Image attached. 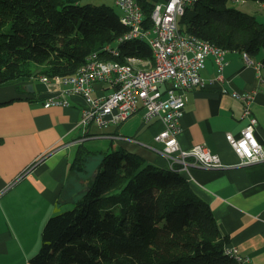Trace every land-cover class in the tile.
Returning a JSON list of instances; mask_svg holds the SVG:
<instances>
[{
    "label": "trees",
    "instance_id": "trees-1",
    "mask_svg": "<svg viewBox=\"0 0 264 264\" xmlns=\"http://www.w3.org/2000/svg\"><path fill=\"white\" fill-rule=\"evenodd\" d=\"M137 1L142 26L149 28L154 3ZM119 16L106 3L0 0V84L31 76L26 67L31 61L44 64L41 74L52 77L75 72L93 53L152 63L149 45L139 38L117 44V56L104 49L128 31ZM178 27L225 50L258 57L264 71V52L259 56L264 23L230 6L229 0H195L179 17ZM96 152L79 145L70 173H85ZM101 153L82 177L88 189L80 190L72 208L46 220L29 264H238L225 250L228 239L209 203L179 170L145 162L124 148Z\"/></svg>",
    "mask_w": 264,
    "mask_h": 264
},
{
    "label": "crops",
    "instance_id": "crops-1",
    "mask_svg": "<svg viewBox=\"0 0 264 264\" xmlns=\"http://www.w3.org/2000/svg\"><path fill=\"white\" fill-rule=\"evenodd\" d=\"M151 1L163 4L166 0ZM84 2L107 4L104 0ZM255 2L264 6V2ZM224 60L219 70L213 57H206L200 69L203 85L186 92L177 134L183 149L205 144L219 156L222 166L189 165L179 171L195 193L209 203L227 245L247 257V264H264V161L241 164L225 137L227 131L238 136L247 123L241 117L243 102L231 92L254 91L250 103L257 119L254 133L264 149V71L258 77L256 68L246 63L240 51L226 50ZM41 75L45 74L19 77L20 83L10 84L9 80L0 84V264H29L40 244L36 238L29 239V230L42 228L50 205L56 210L60 202L75 201L79 189L70 164L79 145L101 152L124 148L145 162L169 168L168 159L160 151L162 143L154 139L164 127L160 119L145 122L141 108L119 123L103 128H92L91 124L89 135L84 136L80 124L84 98L72 94L67 105L45 107L48 87ZM219 75L222 78H217ZM108 90L107 83L96 82L93 95ZM99 139L105 141L104 146L90 144ZM93 167L87 163V169ZM81 180L77 182L82 184Z\"/></svg>",
    "mask_w": 264,
    "mask_h": 264
},
{
    "label": "built area",
    "instance_id": "built-area-1",
    "mask_svg": "<svg viewBox=\"0 0 264 264\" xmlns=\"http://www.w3.org/2000/svg\"><path fill=\"white\" fill-rule=\"evenodd\" d=\"M114 2L120 9V16L128 21V30L139 29L153 38L154 47L159 49V66L147 76L131 77L127 68L100 67L99 63H90V66L85 67V73L74 79L59 81L54 85H47L45 82L48 96L44 106L67 105L70 95H81L86 103L80 117L84 136L89 135L88 126L91 124L103 128L109 123H119L143 108L142 117L145 122L158 118L164 124L154 139L162 143L160 151L168 159L169 168H186L189 165L221 167L219 156L205 144L197 143L183 149L177 140V134L186 92L203 85L200 69L204 66L206 57L211 55L221 70L225 64L224 55L216 54V46L213 44L199 42L187 32L179 30L178 19L188 6V0L154 3L150 14L152 25L149 28L142 26L143 14L137 0ZM104 49L107 52H117L115 41ZM246 63L256 68L257 62ZM96 82L107 83L108 92L100 96L93 95ZM231 93L243 102L241 117L246 118L247 123L238 136L227 131L225 137L240 157L241 164L264 161V149L254 133L257 119L250 108L254 91L233 90ZM225 250L227 253H238L234 246L226 245ZM247 261V257L242 256V264H247Z\"/></svg>",
    "mask_w": 264,
    "mask_h": 264
},
{
    "label": "bare ground",
    "instance_id": "bare-ground-1",
    "mask_svg": "<svg viewBox=\"0 0 264 264\" xmlns=\"http://www.w3.org/2000/svg\"><path fill=\"white\" fill-rule=\"evenodd\" d=\"M195 0H188V5H191ZM185 9L183 10L184 13ZM182 13V14H183ZM120 21L128 27V21L124 20L121 16H119ZM188 35L195 37L196 40L199 42H209L208 40L202 39L194 34L188 33ZM132 38H139L141 40H144L150 47L151 53L153 56V61L151 63L150 60L145 58H140L136 56H128L126 58L125 62H120L113 59H103L99 56H97L95 53L89 55L86 59V61L73 73L66 74V75H57V76H49V75H41L40 79L47 83V85H54V83L59 81H64L68 79H74L75 77H78L81 74L85 73V67L90 66V63H99L100 67H108V66H115L116 68H127V72L130 74L131 77H141V76H147L151 74V72L155 71V67L159 66V49L154 47L153 45V38L148 35V33L139 30V29H129L125 34H123L121 37H119L115 41V46L117 47V44L121 43L122 41L132 39ZM211 43V42H209ZM213 44V43H211ZM216 46V54L224 55L225 49L213 44ZM105 46H108L105 45ZM114 56H117L119 54V50L117 48V52H109ZM244 59L246 62H257L256 64V70L257 74L260 77L262 74V64L259 60H255L251 58L247 53H242ZM141 65L142 67L138 66ZM174 170H179V168H170ZM232 257L236 259L238 264H242V256L238 255V253H228Z\"/></svg>",
    "mask_w": 264,
    "mask_h": 264
},
{
    "label": "rangeland",
    "instance_id": "rangeland-1",
    "mask_svg": "<svg viewBox=\"0 0 264 264\" xmlns=\"http://www.w3.org/2000/svg\"><path fill=\"white\" fill-rule=\"evenodd\" d=\"M84 1H86V0H82V2H84ZM104 1H107V4H110L111 6H113L118 11V8L114 5V3L111 0H104ZM237 1L238 0H229V5L254 14L257 21L264 23V6H260L255 1L253 2V0H241V2L240 1L237 2ZM263 52H264V49L261 50V52L259 53V56H261V54ZM138 66L142 67L141 65H138ZM26 67L28 68L29 72L32 75H36L37 76V75L41 74L40 71L44 68V64L35 63V62L31 61V62L26 64ZM23 77H28V76H23ZM40 77L41 76H39V78ZM21 80L22 79H20V78H18L17 80L16 79L15 80L11 79V81L8 82V83H10V84L20 83ZM32 81L35 82L36 81V77ZM138 110H141V108H139ZM94 127H95V125L93 124L92 128H94ZM90 144L91 145H96V146L99 144V146H104L105 145V141L100 140V139L99 140H92V142ZM88 146H90V145L88 144ZM100 148H102V147H100ZM101 158H102V153L100 151L91 154L90 159H89V166L90 165L95 166L100 161ZM90 171L91 170L86 169L85 173L78 172V173L72 174L73 175L72 178L75 180L76 189L77 188L79 189L78 191H76V193H75L76 195H74L75 196L74 197L75 200L80 196V189L82 187V184L77 182V181L79 180V178H82L85 175L87 176L90 173ZM73 205H74V200H72V199L71 200L67 199V200H65L63 202L58 203L57 207H56V210H54V208H52V205H50V213H49V215H47V213H45L46 215H44L45 219L43 221V225L45 224L46 220L50 216H53V215H55L57 213H60V212L65 211V210H68V209L72 208ZM38 220H39V218L34 221L33 226L35 225V223L38 222ZM43 225H42V227H43ZM32 228H33V234H32ZM32 228L29 230V233H30L29 239H31V238L35 239L36 238V239H38V241L40 243V233H41V229L42 228L40 230L37 227H32ZM36 230H39L38 233L36 232ZM39 246H40V244H39Z\"/></svg>",
    "mask_w": 264,
    "mask_h": 264
},
{
    "label": "water",
    "instance_id": "water-1",
    "mask_svg": "<svg viewBox=\"0 0 264 264\" xmlns=\"http://www.w3.org/2000/svg\"><path fill=\"white\" fill-rule=\"evenodd\" d=\"M31 86H32L31 84H28L27 88L31 90V89H32ZM96 172H97V171L94 170L93 173H92V175H95ZM81 182H82L83 184H85V186H83V188H82L81 190H87V189H88V187L86 186V184H87V179H82Z\"/></svg>",
    "mask_w": 264,
    "mask_h": 264
}]
</instances>
